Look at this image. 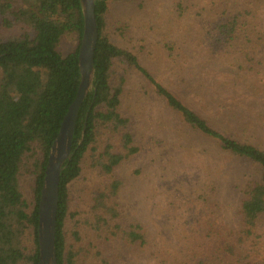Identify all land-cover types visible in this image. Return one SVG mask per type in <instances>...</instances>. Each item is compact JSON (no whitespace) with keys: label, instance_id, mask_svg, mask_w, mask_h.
Instances as JSON below:
<instances>
[{"label":"trees","instance_id":"obj_1","mask_svg":"<svg viewBox=\"0 0 264 264\" xmlns=\"http://www.w3.org/2000/svg\"><path fill=\"white\" fill-rule=\"evenodd\" d=\"M117 1L101 0L95 13L94 87L78 109L73 154L60 175L56 264H264V141L255 147L213 128L209 119L219 122L228 97L206 99L201 82L168 87L141 61L148 58L147 35L164 36V21H179L187 32L197 30L206 58L233 74L229 88L251 76L258 80L253 94L264 93L262 0H128L134 10L148 7L152 15L141 33L128 21L113 23L108 3ZM161 1L165 17L155 9ZM83 29L79 0H0V264H38L40 191L50 147L80 83ZM115 33L129 35L132 46L116 44ZM176 45L165 37L168 55L176 48L185 63L189 55L183 58ZM131 70L190 132L213 139L227 158L253 166L239 180L228 217L222 216L216 199L221 188L212 173L205 171L195 196L193 182L183 186L189 192L184 201L169 200L165 208L166 224H176L175 239L168 234L161 246L121 199L128 178L119 170L143 152L134 121L139 99L128 88Z\"/></svg>","mask_w":264,"mask_h":264},{"label":"rangeland","instance_id":"obj_2","mask_svg":"<svg viewBox=\"0 0 264 264\" xmlns=\"http://www.w3.org/2000/svg\"><path fill=\"white\" fill-rule=\"evenodd\" d=\"M119 2L121 0L108 3L109 16L113 23L119 27L121 23L128 21L130 27H137L141 33L143 26L148 25L147 21L153 19L146 11L148 7L143 13L134 10L133 2ZM162 5L163 1L155 9L165 17V7ZM103 9L104 6L101 5L99 11ZM259 11L258 28L264 49V0L259 6ZM159 31L166 40L175 41L183 58L186 55H189V58H185V63L183 59H178L176 48L168 55L169 51L163 47L164 36L156 33L147 35L148 58L141 61L156 73L157 81L178 90L187 86L194 87L201 82L200 88L206 99L217 97L219 100L228 97L226 101H222L226 111L218 113L219 122L209 119L210 124L222 134L229 133L240 140L248 139L250 141L244 143L258 147L256 142L264 141V93L254 95L252 90L253 85H258V80L256 83L251 76L243 77L239 79L237 86L231 89L229 83L231 84L233 74L230 75L229 71L221 69L223 65L218 64L215 58H206L207 48L199 45L201 36H198L197 30L187 32L184 23H171L168 19ZM113 41L120 46L133 44L129 35L124 38L117 33L113 35ZM181 41L183 48L178 45ZM229 59L233 61L234 58ZM128 75L130 95L132 93L135 99H139L134 105V121L138 143L143 146V152L119 170L128 178L121 199L131 203L133 215L147 223L154 236L159 237L157 243L161 246L168 242V234L172 237V242L175 239L172 227L176 224H166L165 208L169 200L180 203L184 201L189 192L183 186L193 182L194 187L190 194L195 196L197 189L205 183V171L212 173L221 188V196L216 199L218 203L220 200L222 216L228 217L231 213L228 211L230 206L238 199L239 180L243 179V174H250L253 166L229 156L227 158L221 154L222 151L213 139L190 132L157 98L151 85L146 84L133 70L129 71ZM198 107L193 105L195 109H199ZM202 111L208 114L206 110ZM180 189L184 190V194L178 193ZM212 202L215 204L214 199ZM184 208L188 209V206L185 205Z\"/></svg>","mask_w":264,"mask_h":264},{"label":"water","instance_id":"obj_3","mask_svg":"<svg viewBox=\"0 0 264 264\" xmlns=\"http://www.w3.org/2000/svg\"><path fill=\"white\" fill-rule=\"evenodd\" d=\"M79 1L84 18V29L78 50L80 83L75 99L64 115L58 135L54 139L49 150L38 206V264L57 263L55 234L60 175L66 167V162L73 154L72 139L78 109L89 91L94 87V53L98 40V27L95 13L98 3L101 2V0ZM83 136L84 130L82 132V137Z\"/></svg>","mask_w":264,"mask_h":264}]
</instances>
